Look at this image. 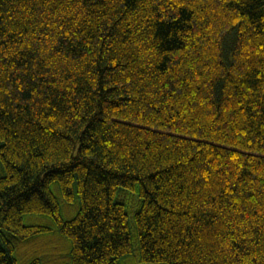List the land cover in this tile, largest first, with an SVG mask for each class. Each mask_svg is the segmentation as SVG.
I'll return each mask as SVG.
<instances>
[{
	"label": "trees",
	"instance_id": "obj_1",
	"mask_svg": "<svg viewBox=\"0 0 264 264\" xmlns=\"http://www.w3.org/2000/svg\"><path fill=\"white\" fill-rule=\"evenodd\" d=\"M0 264H264V0H0Z\"/></svg>",
	"mask_w": 264,
	"mask_h": 264
},
{
	"label": "rangeland",
	"instance_id": "obj_2",
	"mask_svg": "<svg viewBox=\"0 0 264 264\" xmlns=\"http://www.w3.org/2000/svg\"><path fill=\"white\" fill-rule=\"evenodd\" d=\"M132 193L134 194V192H132ZM133 206L135 207V205H132V207H133Z\"/></svg>",
	"mask_w": 264,
	"mask_h": 264
}]
</instances>
